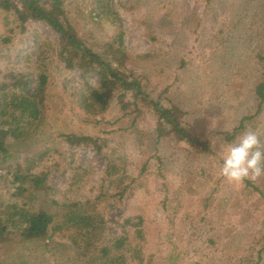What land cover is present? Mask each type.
Wrapping results in <instances>:
<instances>
[{"label": "rangeland", "instance_id": "rangeland-1", "mask_svg": "<svg viewBox=\"0 0 264 264\" xmlns=\"http://www.w3.org/2000/svg\"><path fill=\"white\" fill-rule=\"evenodd\" d=\"M62 2L85 46L103 58L122 33L127 57L116 72L144 93L118 86L101 108L78 67L63 66L55 31L28 20L20 32L0 9V81L19 74L30 93L46 76L38 117L18 137L8 134L0 152V264H102L117 252L101 257V248L118 236L139 249L134 259L123 251L122 264H264V176L233 185L219 171L226 145L246 128L264 142V101L255 113L264 0ZM85 81L99 87L96 71ZM149 99L183 110L180 124L212 153L177 141L165 123L157 129ZM69 133L96 138L99 150L67 143ZM35 175L45 176L41 188L28 181ZM73 202L94 219L81 232L60 215ZM20 208L58 211L47 239L22 238L11 222ZM137 216L142 239L131 225Z\"/></svg>", "mask_w": 264, "mask_h": 264}, {"label": "trees", "instance_id": "trees-1", "mask_svg": "<svg viewBox=\"0 0 264 264\" xmlns=\"http://www.w3.org/2000/svg\"><path fill=\"white\" fill-rule=\"evenodd\" d=\"M0 9L14 16V21L20 32L24 31L25 23L28 20L44 21L55 31L58 36L57 54L63 66L67 69L78 67L80 76L89 89L91 99L99 104L101 108L106 106L111 99L114 89L118 86H122L125 89L128 87L132 88L134 91L133 96L135 97L144 93L138 80L132 78L129 82H126L124 77L116 72V69L124 66V61L127 57L122 47L121 32L117 35V46L109 44L108 57L103 58L101 55L87 48L84 41L77 35L73 25L67 18L62 0H0ZM113 62H115L114 65ZM261 65L263 69L262 79L255 86V95L258 99L255 113L260 110L261 104L264 101V53L261 55ZM93 71L97 72L100 82L97 88L88 85L85 81L86 77ZM6 78L7 81H0L1 153L7 152L4 142L5 137L8 134H12L15 137L21 135L26 126L30 125L38 117L39 108L40 106H44L45 98L46 76L44 74L38 76L37 83L30 93L27 91L29 81L21 77V75L9 73L6 75ZM149 102L157 112V129H162L165 123L168 125L166 133H171L177 141L187 142L196 152L212 153L211 148L205 141L190 135L180 124L178 116L185 113L183 110L173 104L170 107H161L157 101L149 99ZM251 116H244L242 120ZM240 125L241 122L233 131L235 132ZM64 139L69 144L91 145L93 148L99 150L97 139L92 136L69 133L64 135ZM28 181L32 188L38 189L45 185V176L35 175L30 177ZM78 205L79 202L66 205L67 209L61 212L60 215H62L65 223L81 232L84 228L88 229V227L92 226L94 219L93 216L79 209L70 208ZM14 215H17V220H14V218L12 220L10 218V220L14 227L20 229L23 239L45 240L49 237V227L58 215V211L54 214L42 208H37L36 210L20 208L15 211ZM125 222L131 223L129 219H126ZM6 223L7 220L1 221L0 219V231L5 228ZM131 225L134 227L135 237L142 239V217L137 216L136 221L131 223ZM126 240V236H118L112 238L109 244H105L100 250L101 257L114 251L117 254L111 255L102 264L124 263L125 255L123 251L128 252L131 259L138 257V247L135 246L132 250L130 243L126 242Z\"/></svg>", "mask_w": 264, "mask_h": 264}, {"label": "clouds", "instance_id": "clouds-1", "mask_svg": "<svg viewBox=\"0 0 264 264\" xmlns=\"http://www.w3.org/2000/svg\"><path fill=\"white\" fill-rule=\"evenodd\" d=\"M220 175L229 184L264 176V142L257 129L246 128L228 143L220 158Z\"/></svg>", "mask_w": 264, "mask_h": 264}]
</instances>
